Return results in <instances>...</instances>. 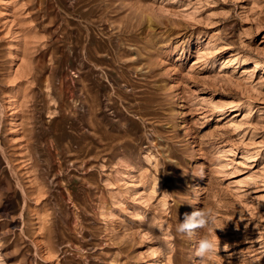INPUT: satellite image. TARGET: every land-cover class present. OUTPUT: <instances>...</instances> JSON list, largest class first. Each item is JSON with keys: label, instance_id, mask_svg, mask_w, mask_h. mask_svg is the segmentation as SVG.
<instances>
[{"label": "rangeland", "instance_id": "obj_1", "mask_svg": "<svg viewBox=\"0 0 264 264\" xmlns=\"http://www.w3.org/2000/svg\"><path fill=\"white\" fill-rule=\"evenodd\" d=\"M0 264H264V0H0Z\"/></svg>", "mask_w": 264, "mask_h": 264}, {"label": "clouds", "instance_id": "obj_2", "mask_svg": "<svg viewBox=\"0 0 264 264\" xmlns=\"http://www.w3.org/2000/svg\"><path fill=\"white\" fill-rule=\"evenodd\" d=\"M215 216L211 210L204 208L185 213L184 219L176 226V232L191 239L198 230L206 233L198 242L196 256L202 261L211 260L217 251V239L212 235Z\"/></svg>", "mask_w": 264, "mask_h": 264}, {"label": "bare ground", "instance_id": "obj_3", "mask_svg": "<svg viewBox=\"0 0 264 264\" xmlns=\"http://www.w3.org/2000/svg\"><path fill=\"white\" fill-rule=\"evenodd\" d=\"M212 51H214V50H212ZM211 54V53H210ZM199 62V61H198Z\"/></svg>", "mask_w": 264, "mask_h": 264}]
</instances>
